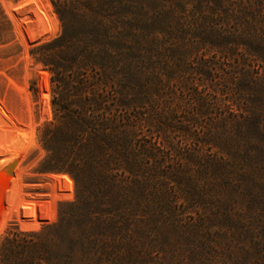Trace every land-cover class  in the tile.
Segmentation results:
<instances>
[{
	"label": "rangeland",
	"instance_id": "374dc122",
	"mask_svg": "<svg viewBox=\"0 0 264 264\" xmlns=\"http://www.w3.org/2000/svg\"><path fill=\"white\" fill-rule=\"evenodd\" d=\"M183 1L198 24L161 23L168 0H128L96 65L56 41V0H0V243L63 218L53 264L61 253L67 264H264V61L247 45L264 39V0ZM199 3L216 21L192 15ZM234 32L243 36L231 50L208 41ZM43 44L55 65H71L68 86L38 58ZM75 163L90 177L119 173V202L100 228L71 218L83 187Z\"/></svg>",
	"mask_w": 264,
	"mask_h": 264
},
{
	"label": "trees",
	"instance_id": "16d2710c",
	"mask_svg": "<svg viewBox=\"0 0 264 264\" xmlns=\"http://www.w3.org/2000/svg\"><path fill=\"white\" fill-rule=\"evenodd\" d=\"M128 0H56L59 3V11L61 15V19L63 21V31L56 38V41H61L62 45L66 46L67 49H70L77 57H79L84 52L83 60H89V58H93L92 62L97 64L98 55L101 59L104 56L111 55L109 52V47H106L105 44L108 41L109 44H113L114 34L113 29L115 21L117 22L118 18H122L123 10L125 8H129ZM170 1L167 7H164V18H162L161 23L171 26L169 22H175L179 20L181 22L175 23H192L198 24L197 18L195 17L188 19V15L186 14L185 5L186 2L181 3L177 0H168ZM216 3V2H215ZM221 3H216L218 7ZM220 8H216V12L219 11ZM214 8L207 7L203 3H199V5H194L193 7V16L195 12H201L202 18L205 21H216L213 18ZM207 14H206V13ZM162 14V15H163ZM227 22H229L233 18L229 13L225 14ZM114 18V19H113ZM165 19V20H164ZM188 21V22H186ZM248 21H246L247 23ZM113 24V25H112ZM254 29L257 31V27H254L252 22L250 25L246 27L247 34H251V30ZM254 31V32H255ZM209 34V33H208ZM237 34V33H236ZM215 36L217 40V33L215 31L211 33V36ZM239 37L242 39V34L235 35L234 33H230L227 37L223 38V42L220 43L216 40L209 39V43L212 45H217L223 48H227L229 50L232 47H228L229 44H236L234 37ZM256 39L254 43H248L247 45L250 47V50L253 55L259 56L264 61V39L261 40L260 33H256ZM117 37V36H116ZM119 38V36H118ZM208 39V37H206ZM205 38V39H206ZM204 42L207 41V39ZM245 44V42L243 43ZM112 45H110L111 47ZM45 47V44L41 45L38 48V52L40 53L38 58L43 60L46 64L50 65L51 69L56 72L57 84L59 87L68 86V82L66 81V75L72 73L71 65H55L53 61V57H49L48 52L43 51L42 49ZM93 66V64H92ZM66 68V69H65ZM208 70V69H207ZM206 70V76L209 77L210 71ZM70 71V72H68ZM79 74L83 75L85 72L82 70H77ZM68 72V73H66ZM249 75L246 74L245 79L249 80ZM78 79V83L84 82L85 79ZM83 80V81H81ZM77 85V84H76ZM248 90L251 87L248 86ZM83 89V88H81ZM86 90V89H84ZM262 93V92H261ZM197 103H199L203 109H198L196 113H207L211 109V104L207 98H199L197 99ZM226 102V99H224ZM230 99H228L229 101ZM232 99L231 101H234ZM98 101H95L97 103ZM62 109L70 110L67 106H61ZM78 110V109H77ZM80 113V111H77ZM78 116V115H77ZM105 129L115 131L112 126L103 127ZM50 134V137H48ZM54 133L48 128L45 133L46 142H51L53 140ZM79 163L74 164L73 171L76 172L77 181L82 184V190L77 194L76 202L71 204L72 213L75 212V209L80 210L79 215L71 214V218L74 216L81 218L84 222L87 221V224L92 223V226L101 227L102 222L110 219L106 214H110L111 210L109 207L112 205L117 207V195L120 193V188L122 187L117 179L119 176L118 172L112 173L108 172V169L98 170L92 175L95 177H90V175H85V172L81 167H78ZM72 171V172H73ZM86 179V181H85ZM61 198H70L68 196H64ZM102 206H106L102 208ZM82 216V217H81ZM112 219V218H111ZM63 222V218L59 224H55L54 226L48 227V232H38V231H30V232H13L12 235H8L4 237V239L0 243V264H53L51 263V255L49 252V247L51 245H57L63 243V236L59 233L61 229V225ZM94 223V224H93ZM94 227H90L88 229V235L94 234ZM96 235H104L102 231H97ZM58 236V237H57ZM88 240L89 237H86ZM96 239H93V241ZM92 239L90 240V242ZM70 252L72 249L70 248ZM70 257V253L64 255L60 254L59 259L57 260V264H67V258Z\"/></svg>",
	"mask_w": 264,
	"mask_h": 264
},
{
	"label": "bare ground",
	"instance_id": "6f19581e",
	"mask_svg": "<svg viewBox=\"0 0 264 264\" xmlns=\"http://www.w3.org/2000/svg\"><path fill=\"white\" fill-rule=\"evenodd\" d=\"M47 16V15H46ZM39 18H41L39 16ZM47 22V21H46ZM51 35L53 34H50L49 36H46L45 38L47 37H50ZM49 177L55 181L58 182V185L60 184L61 186L64 185V186H68L71 182V179L69 178L68 175H66L65 173H51L49 174ZM60 187V186H59ZM27 228H33V229H37L38 226L37 225H33V226H26ZM22 228H23V225H22Z\"/></svg>",
	"mask_w": 264,
	"mask_h": 264
},
{
	"label": "water",
	"instance_id": "95a60500",
	"mask_svg": "<svg viewBox=\"0 0 264 264\" xmlns=\"http://www.w3.org/2000/svg\"><path fill=\"white\" fill-rule=\"evenodd\" d=\"M14 164H16V162L10 164V166H8V168L6 170L14 168ZM1 174H3V173H1Z\"/></svg>",
	"mask_w": 264,
	"mask_h": 264
}]
</instances>
